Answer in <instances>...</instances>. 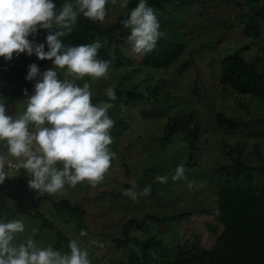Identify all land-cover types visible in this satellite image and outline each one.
<instances>
[{
	"label": "rangeland",
	"instance_id": "rangeland-1",
	"mask_svg": "<svg viewBox=\"0 0 264 264\" xmlns=\"http://www.w3.org/2000/svg\"><path fill=\"white\" fill-rule=\"evenodd\" d=\"M173 1L165 11H155L160 31L170 33L174 29L179 33V39L187 44L185 53L173 64L168 68L139 71L132 66L119 67L114 60L107 79L93 80L86 76L75 83L81 87L85 82L90 84L94 104L107 100L104 90L108 87L117 94L118 88L122 91L137 85L139 91L151 83L160 84L163 90L178 98V106L170 110L169 115L192 114L191 127L196 123L202 125L200 151L192 164L194 170L185 173L187 180H172L173 169L188 161L190 151L179 135L166 144L160 138L166 122L172 120L166 115L168 102L134 100L125 93L122 96L117 94L115 106L109 110L110 118L116 122L111 130L114 143L110 145L116 157L103 181L94 187L84 181L75 187L65 185L64 190L56 194L41 195L30 189L28 181L31 177L25 169L17 170L15 165L10 167L12 162L17 163V159L8 153L6 142L0 141V155L6 158L4 171L9 178L18 180L16 190L20 191L14 194L10 186L0 184V222L21 220L25 225L24 232L16 235L15 245L32 238L40 247L51 245L54 250L68 253L69 243L59 238V231H62L64 236L76 239L81 248L87 249L91 264H120V259L127 258L130 251L127 246L119 247L116 239L124 237L127 220L137 218L146 222L144 228L131 230V235L140 240L156 234L170 247L199 238L203 247L211 248L224 228L217 187L222 184L264 186V173L257 169L238 176L234 171L220 170L224 165L235 163L227 154L231 148L235 149V159L241 157L250 167L264 165V121H261L264 118V98L226 88L220 81L222 58L245 43H250L254 51L248 53V58L261 57L260 66L264 68V32L258 39L247 37L240 21L243 13L251 11L253 3L251 0ZM121 3L122 0H117L112 4L110 0L102 23L115 21L127 9L121 7ZM169 15H174L172 22L168 20ZM49 69L56 70L58 78L64 79L66 69L55 68L53 61L40 68L41 74ZM32 94L34 87L28 93L29 96ZM27 98L21 96L6 106L7 114L13 117L23 114ZM218 112L248 123L234 130L220 127ZM29 128L32 130L33 125ZM238 145L241 152L237 150ZM157 175L167 176V182L156 181ZM188 182H195L196 186L190 190ZM133 184L136 185L133 191L138 194L136 200L123 194ZM148 185H151L150 194L139 195ZM41 198L43 200L38 201ZM65 198L73 203H83L86 227L78 228L77 219L65 215L52 202ZM36 212H43L55 227L44 225L45 221L37 217ZM185 212L191 214L181 220L156 222L148 219L151 215L165 217ZM82 230L87 235L81 236ZM140 246L137 241H132L128 247L141 255ZM152 255L162 258L159 252ZM140 263L149 264L146 256Z\"/></svg>",
	"mask_w": 264,
	"mask_h": 264
},
{
	"label": "clouds",
	"instance_id": "clouds-1",
	"mask_svg": "<svg viewBox=\"0 0 264 264\" xmlns=\"http://www.w3.org/2000/svg\"><path fill=\"white\" fill-rule=\"evenodd\" d=\"M116 2L111 0L112 4ZM108 3L109 0H75L57 11L54 0H0V57L11 61L14 54H35L40 60H52L57 69H66L61 80L56 70L41 74L37 64L29 65L26 80L36 83L34 94L29 96L28 90H24L27 107L21 115H8L5 102L0 99V141L6 142L8 153L17 159L15 168L25 169L31 177L30 189L41 195L56 194L65 185L75 187L84 181L96 186L116 157L110 149L114 143L111 130L116 122L109 116L117 101L115 90L106 88L107 100L94 104L90 84L85 82L81 87L75 83L86 76L107 79L111 61L98 58L99 42L72 46L60 39L72 33L79 14L103 22ZM121 7L127 8V0H122ZM122 24L130 29L127 39L136 53L152 52L165 36L147 0H139ZM54 28L56 31L46 37L48 51L43 43L34 44L29 39L39 29ZM29 125H33L32 130ZM5 163L6 158L0 155V184L9 177L4 171ZM185 171L183 164L178 165L172 180H187ZM155 180L166 183L168 177L157 175ZM187 186L191 190L196 185L188 182ZM135 187L133 184L123 194L138 199ZM150 192L148 185L139 195L147 196ZM24 230L21 220L0 222V264H91L87 249L81 248L76 239L69 241L68 253L54 250L51 245L40 247L32 238L15 245L16 235ZM80 234L87 235L83 230Z\"/></svg>",
	"mask_w": 264,
	"mask_h": 264
},
{
	"label": "trees",
	"instance_id": "trees-1",
	"mask_svg": "<svg viewBox=\"0 0 264 264\" xmlns=\"http://www.w3.org/2000/svg\"><path fill=\"white\" fill-rule=\"evenodd\" d=\"M172 1L147 0V4L155 11H165V8L171 5ZM68 2L75 3V0H54L57 5V11L61 9L63 4ZM251 2L253 3L251 11L243 13L240 21L244 25L245 36L258 39L264 32V2H261V0H251ZM138 3L139 0H130L127 9L109 24L99 21L94 22L85 18L83 14H79L74 30L66 37H61V42L72 46L99 42L101 48L98 52V58L110 60L111 63L116 60V64L119 67L132 66L139 71L147 68H168L185 53L187 44L181 41L178 37L179 33L172 29L170 33L161 31L165 33V36L158 40L157 46L152 52H134L127 39L130 35V29L125 28L122 21L128 18L131 10ZM109 4L110 0L106 10H108ZM173 16L169 15L168 20L172 22L174 20ZM54 31H56L55 28L52 30L39 29L38 33L33 34L29 39L34 44L43 43L45 51H48L46 37L50 32ZM251 49V44L245 43L222 58L220 81L226 88L230 87L240 93H251L264 98V68L261 69L260 66L262 58H248V53L254 52ZM49 61L52 60H40L35 54L29 56L27 53H22L18 56L14 54L11 61H6L3 57H0V99L4 100L5 107L9 106L17 98L24 96L25 89L28 90V93L33 90L35 80H26L29 65L35 63L41 68ZM124 93L128 98L134 100L168 102L166 115L172 120L166 122L163 135L160 138L163 144H166L176 135H179L180 138L182 137L190 151L188 161L183 162L186 169L185 173L194 170L192 164L200 151L202 125L196 123L195 126L191 127L192 114L169 115V111L178 106V98L163 90L160 84L152 83L145 90L139 91L137 85L122 91L118 88V96H122ZM261 121H264V118ZM217 122L220 127L230 130L248 123V121L237 120L235 117L228 116L223 112L217 113ZM112 148L114 149V147ZM237 150L238 152L242 151L240 145L237 146ZM234 152L235 149L231 148L227 151V154L231 159L235 160V163L224 165L220 170L234 171L236 176L246 171L251 172L253 169L264 173V165L250 167L243 162L241 157L238 156L235 159ZM175 169H173L174 172ZM6 185L11 187L14 194L20 193L19 190H16L19 184L15 177H7L3 186ZM216 190L224 228L218 235L213 247H203L199 238H195L194 241L189 240L185 244L178 243L170 247L162 237H158L156 234L146 240H140L138 237L131 235V230L144 228L146 222L137 218H130L124 225V237L116 239L119 247L127 246L130 251L127 258L120 259V264H141L140 262L143 261L145 256L146 262L149 264H264V186L246 187L222 184ZM42 200L41 198L38 201ZM52 202L65 215L76 218L78 228L86 227L83 222L86 213L83 203H73L67 198L52 200ZM190 214L191 212H185L165 217L151 215L148 216V219L151 218L152 221L156 222H167L175 219L181 220ZM36 216L41 217L45 221L44 225L55 227V223L46 217L43 212H36ZM59 236L61 240H67L68 243L71 240L69 237L64 236L62 231H59ZM132 241H137L141 245V255H138L136 250L128 247ZM154 252H159V256L162 258H155L152 255Z\"/></svg>",
	"mask_w": 264,
	"mask_h": 264
},
{
	"label": "built area",
	"instance_id": "built-area-1",
	"mask_svg": "<svg viewBox=\"0 0 264 264\" xmlns=\"http://www.w3.org/2000/svg\"><path fill=\"white\" fill-rule=\"evenodd\" d=\"M15 164L12 162L11 164H10V167H12V166H14Z\"/></svg>",
	"mask_w": 264,
	"mask_h": 264
}]
</instances>
